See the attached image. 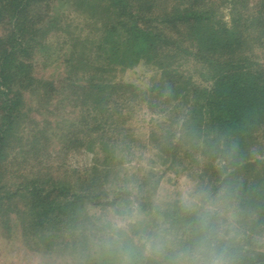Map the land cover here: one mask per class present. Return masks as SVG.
Returning <instances> with one entry per match:
<instances>
[{
	"label": "trees",
	"instance_id": "obj_1",
	"mask_svg": "<svg viewBox=\"0 0 264 264\" xmlns=\"http://www.w3.org/2000/svg\"><path fill=\"white\" fill-rule=\"evenodd\" d=\"M49 1L0 0V236L76 264H206L213 255L264 264V0H70L103 36L92 43L59 27L71 51L56 81L37 77L32 62L37 38L58 28L45 23ZM191 61L209 86L194 82ZM141 63L154 71L147 88L116 80ZM56 97L76 114L60 133L50 127L55 108H45ZM177 105L186 113L173 134L165 123ZM142 108L163 114L147 139L167 168L194 179L195 208L154 205L152 172L141 199L118 185L110 196L115 151L130 154L120 145ZM76 152L93 157L65 164ZM134 205L152 222L119 226L88 213Z\"/></svg>",
	"mask_w": 264,
	"mask_h": 264
},
{
	"label": "rangeland",
	"instance_id": "obj_2",
	"mask_svg": "<svg viewBox=\"0 0 264 264\" xmlns=\"http://www.w3.org/2000/svg\"><path fill=\"white\" fill-rule=\"evenodd\" d=\"M69 1L70 0L49 1L50 12L47 14L48 18H46L45 23H51V25L58 28L56 30L54 29V31L52 30V32H50L44 40L42 39L43 37L37 38L40 43L44 44L41 45L42 48L40 47L41 49L39 48L37 50L32 59L35 66V75L48 81H56L61 75H63L64 72H66L68 59L70 57L71 48L68 47L67 44L63 45V35L56 33V31L60 29L59 27H63L65 25L64 28L69 29V31L75 34V36L79 35L80 38L88 37L89 41L93 40L92 43L99 40V38L103 36L101 33L102 30L92 31L87 28L85 24V14L78 12L77 7L70 5L68 3ZM43 23L44 20L42 22L40 21L38 27H42ZM102 51L103 50L101 49V54ZM190 68L196 84L200 86H209L211 84L208 74L205 76L200 74V72L204 73V68L196 65L193 61L190 62ZM194 71L197 72L194 73ZM115 74L116 80L132 83L142 90L147 88L153 81L150 76L152 75L154 77V71L152 68L144 64L142 65V63L130 69L126 68L122 71H116ZM39 92H42V90ZM36 95L37 94L28 95V100L29 97H33V105H36L37 103ZM58 98L59 101L56 100ZM45 108H55L54 116H52L50 121L53 126L50 127H53L54 130L56 128L59 133L68 129L69 125L72 122H75V112H71V106L68 101L60 100V97L54 98L53 102ZM158 111L159 110L156 108L155 110L142 108L138 111V116H133V118L126 124L129 138L125 139L124 144L120 146L133 148L128 156H123L122 158H120L115 151L117 156L116 162L121 159L122 160L120 161V165L116 166L115 170H110L109 183H111V186H109V190L112 191L110 196L114 194L116 185H118L117 187H124L135 197L141 199L142 193L139 190L140 187H138V184L142 182V178H147L148 174L152 172L153 176L151 178L153 180L151 179V183L153 182V188L150 192V196L154 205L160 209H166L174 204L176 205L181 203L195 208V206L199 203V197L197 195L196 182H194V179L191 178V176H188L186 171L177 172V167L170 169L167 168L168 164L162 163L156 156V148H154L155 143H153L151 139H147L149 131L155 126L156 119L163 117L162 113L157 114ZM44 113L45 115H50V113ZM172 113L177 115L175 123L174 121L171 123L170 120L167 119L165 124L168 127V131L175 134L177 129L176 126L182 122L184 113H186L184 105H177L174 107ZM140 117L142 118L141 120ZM50 127L48 128L50 129ZM155 128H157V126ZM158 129L159 128H157L156 131ZM166 129L167 128L163 127L162 131L166 132ZM134 142L136 143L134 144ZM61 143L62 142L55 145L60 146ZM120 146H117L116 148L119 149ZM93 153L76 152L68 154L67 156L64 155L66 156L65 164L67 163L72 167H79L85 163L88 164L93 157ZM180 169H182V167L178 166V170ZM215 208L218 207L216 206ZM116 209V207L113 209V206L92 207L89 208L88 213L95 218H100V222L110 221L111 223L119 226H122L125 223H131L137 219L149 223L152 222V220L149 219V215H147L144 211L138 210L135 205L131 213H128V209H123V212L121 211L122 213H118L120 211H116ZM225 217L229 218V214ZM156 219L157 221L159 220L158 218ZM258 242H260V245L264 246V240H259ZM0 264L76 263L65 256L52 258L45 254L35 253L25 247L18 239H7L0 236Z\"/></svg>",
	"mask_w": 264,
	"mask_h": 264
},
{
	"label": "clouds",
	"instance_id": "obj_3",
	"mask_svg": "<svg viewBox=\"0 0 264 264\" xmlns=\"http://www.w3.org/2000/svg\"><path fill=\"white\" fill-rule=\"evenodd\" d=\"M206 264H224L222 257L213 255L211 259H209Z\"/></svg>",
	"mask_w": 264,
	"mask_h": 264
}]
</instances>
